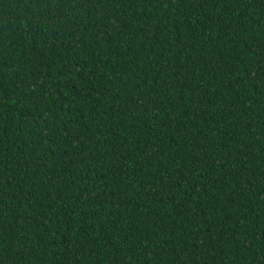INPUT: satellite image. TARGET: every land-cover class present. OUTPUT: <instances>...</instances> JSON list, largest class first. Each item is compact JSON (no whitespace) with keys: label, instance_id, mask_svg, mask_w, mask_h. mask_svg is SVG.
Returning a JSON list of instances; mask_svg holds the SVG:
<instances>
[{"label":"trees","instance_id":"trees-1","mask_svg":"<svg viewBox=\"0 0 264 264\" xmlns=\"http://www.w3.org/2000/svg\"><path fill=\"white\" fill-rule=\"evenodd\" d=\"M0 264H264V0H0Z\"/></svg>","mask_w":264,"mask_h":264}]
</instances>
